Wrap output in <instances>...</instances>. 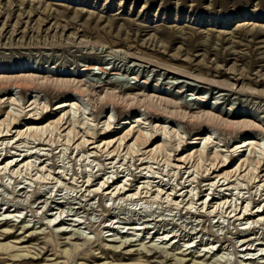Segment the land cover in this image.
I'll return each instance as SVG.
<instances>
[{
    "label": "rangeland",
    "instance_id": "374dc122",
    "mask_svg": "<svg viewBox=\"0 0 264 264\" xmlns=\"http://www.w3.org/2000/svg\"><path fill=\"white\" fill-rule=\"evenodd\" d=\"M22 64L59 68L70 88L0 98L1 120L10 112L19 121L13 131H26L21 125L37 116L52 126L41 140L0 143L2 158L27 154L36 166L0 174V244L9 247L0 250V264H264V222L238 221L247 204L248 213L259 205L264 210V126L246 116L264 120V0H0V67L15 71ZM88 64L122 73L102 75L97 66L80 72ZM170 86L183 94L151 92ZM77 87L88 95L76 98L78 106L56 110ZM148 102L161 110L147 111ZM133 111L142 122L130 141L125 137L134 125L119 124ZM221 112L242 113L234 120L237 130L204 123L208 113ZM187 116L200 118V125ZM69 126L75 140L68 145ZM82 138L112 142L111 149L87 155L78 146ZM248 140L251 146L241 149ZM157 147L156 155L148 154ZM225 161L228 168L214 171ZM252 170L259 176L254 181ZM225 174L231 178L220 181ZM109 178L142 194L137 201L128 197L135 192L109 197L102 187ZM21 188L29 194L19 196ZM250 239L246 252L243 240Z\"/></svg>",
    "mask_w": 264,
    "mask_h": 264
},
{
    "label": "bare ground",
    "instance_id": "6f19581e",
    "mask_svg": "<svg viewBox=\"0 0 264 264\" xmlns=\"http://www.w3.org/2000/svg\"><path fill=\"white\" fill-rule=\"evenodd\" d=\"M113 52V51H112ZM118 51H115L114 53H117ZM118 54V53H117ZM113 56V55H112ZM97 62V61H96ZM29 64V63H28ZM98 67V70L101 72V74L102 75H106V76H111V75H113V76H120V74L122 73H120V71L119 70H112V71H110L109 69H107V68H104L101 64H88V65H85V66H83V69L80 71V72H92V71H94L95 70V67ZM136 65L134 64V67H135ZM116 67V66H115ZM117 68V67H116ZM112 69V68H111ZM121 69V68H120ZM14 70V69H13ZM12 70V68H10V67H0V98H3V97H6L7 95H9V96H11V97H13V93L15 92V91H20V93H24V90H26L27 92H31V93H33L32 91H34V90H45V91H47V90H50V91H54V92H61V91H63V90H67L68 88H70V81H63V80H61V79H59V78H64L66 75H65V73L63 72V71H60L59 70V68H55V70H52V69H49V68H46L45 66L43 67V68H34L33 66H29V65H24V64H22V66L20 67H16V69H15V71H13ZM26 73H37L38 75H47V77H43L42 78V81H41V79H39L38 81H32V80H30V79H28V78H26V76H24ZM49 73H51V74H53V75H51V77L48 75ZM19 74H23V75H19ZM75 75H76V73H72V74H70L69 76L70 77H75ZM4 76H12V77H4ZM13 76H16V77H13ZM123 77V76H122ZM126 77H128L127 75H126ZM109 78V77H108ZM144 78V77H143ZM103 79V78H102ZM134 80H136V81H141L140 80V78L139 77H137V76H135L134 77ZM124 81V80H123ZM135 81V82H136ZM144 84H146V85H150L151 83H150V81L148 80V79H146V78H144ZM9 83H12L11 85V87H9V85H7V84H9ZM118 83H120V84H124V82H122V81H120V80H114V84L116 85V84H118ZM125 84L126 85H130V84H133V83H130V82H125ZM73 85V84H72ZM71 85V86H72ZM158 85V84H157ZM73 87V86H72ZM94 87H95V85H94ZM97 87V86H96ZM161 87V86H160ZM135 88H137L138 90H142V88L143 87H141L140 85H137L136 86V84H135ZM152 88V87H151ZM173 89V86H170V87H168L167 89H165V90H163L162 91V89H152L151 90V92L153 93V94H155V95H160V94H162V95H167V96H171L172 98H177V96H179L180 94H183V91L182 90H180V92L179 93H173V92H171L170 90H172ZM39 90V91H40ZM37 92V91H36ZM61 94V93H60ZM152 94V95H153ZM86 95H88L87 94V92L82 88V87H77V88H75L74 90H73V94H71V96H69L68 98H67V100H65V101H62V102H59L58 103V105H57V109L56 110H66V108H69L70 106H73V105H75V106H78V104H76V98H85L86 97ZM114 96H116V95H114ZM118 97V96H117ZM109 98V97H108ZM121 98V97H120ZM118 99V100H120V101H123V99L124 98H122V100L121 99ZM10 99V98H9ZM113 104V106L115 105L116 107H114V108H118L119 107V101L118 102H116V100L114 99V98H112V96L110 97V99H109ZM114 100H115V102H114ZM125 100V99H124ZM197 100H200V101H204V98H201L200 96H198V98H197ZM109 101V102H110ZM13 102L14 103H16V101L15 100H13ZM75 102V103H74ZM124 102L125 101H123V104H124ZM205 102V101H204ZM73 103V104H72ZM122 103V102H121ZM126 103H128V102H126ZM172 102H170V104H171ZM1 104V103H0ZM111 104V103H110ZM122 104V105H123ZM154 104V103H153ZM173 104H175V103H173ZM172 104V105H173ZM16 105V104H15ZM31 105H33V103L31 104ZM121 105V104H120ZM168 105H169V103H168ZM215 105H218V102L216 101L215 102ZM36 103H35V108H36ZM124 106V105H123ZM155 107V104L154 105H152V103H150L149 104V102H148V104L146 105V110L148 111V109H149V111L150 110H152V109H154V107ZM171 106V105H170ZM80 107V106H79ZM128 107V106H127ZM157 107V106H156ZM155 107V108H156ZM175 107H176V105H175ZM1 108V107H0ZM38 108V107H37ZM120 108V107H119ZM158 109H159V107H157ZM179 108H181V107H179ZM176 109V108H175ZM210 109H213V107H211ZM3 110V109H2ZM155 110H157V109H155ZM159 110H161V109H159ZM34 111V110H33ZM117 111V110H116ZM153 111V110H152ZM157 112H159L158 110H157ZM4 113V112H3ZM37 113V112H36ZM0 114H2V112H0ZM8 114V116L4 119V120H1L2 119V117L3 116H0V143H1V145H6V144H8V145H10L11 143L10 142H13V141H15V140H17V138H19V139H21L22 140V138L23 137H25V136H28V137H31V136H33V137H35L36 139H43V137L47 134V133H49L50 132V129L52 128V126L51 125H44V124H41V119H39V117L37 116V118H33V119H31V121H33L31 124H26V125H21V126H25V127H27V129H26V131H22V129L20 130V129H18V128H16V130H14L13 131V129L14 128H12V126L13 125H18L19 124V121H12V119H11V113L10 112H8L7 113ZM24 114V113H23ZM35 114V113H34ZM128 115L127 116H125V118L122 120V122H120V124L119 125H123V126H127L126 128H128V127H130L131 125H134V126H132V128L129 130V133H128V136L127 137H125V138H127V139H130L131 137H132V135L135 133V130H136V128H138V127H136L135 125L136 124H141V122H142V116H140V115H137V116H134V114H136V112L135 111H133V112H128L127 113ZM151 114V113H150ZM158 114H160V112L158 113ZM209 115V117L208 118H205L206 120H205V124L207 125V126H217V127H220V128H222L223 130H224V132L225 131H228V132H230V130L231 129H233V131H234V129H236L237 130V123H235L234 122V120H236V119H242L243 117H242V113H233V114H229V113H220V115H215V114H210V113H208ZM27 115V114H26ZM176 115V114H175ZM180 115V114H179ZM24 116V115H23ZM22 116V117H23ZM246 116L248 117H251V119L252 120H254V122H259V123H261L262 124V126H264V120H262L261 118H259V117H254V116H252V115H250V114H248V113H246ZM245 116V117H246ZM69 117H70V114H69ZM166 117H170V116H166ZM177 117H179L178 116V113H177ZM182 117V116H181ZM185 117V116H184ZM183 117V118H184ZM13 118H15V117H13ZM17 118V117H16ZM15 118V119H16ZM171 118V117H170ZM190 118V117H189ZM188 118V116H187V120H189L188 122H190L191 124L192 123H195V124H197L198 126L200 125V118L199 119H197V118H194V116H191V118L189 119ZM11 119V120H10ZM18 119H19V117H18ZM60 119V118H59ZM58 119V121H60L59 122V124H58V122H57V124L58 125H61L60 123H62L63 122V119H61V120H59ZM204 119V118H203ZM17 120V119H16ZM21 120V119H20ZM183 120H185V119H183ZM24 121H28V120H24ZM204 121V120H203ZM56 123V122H55ZM70 123L72 124V120L70 119ZM68 124V123H67ZM71 124H70V126H71ZM189 124V123H188ZM194 124V125H195ZM63 125H65L64 123H63ZM72 125H74V123L72 124ZM202 125V124H201ZM20 126V125H19ZM70 126L67 128V129H65V131L64 132H66V131H68L69 129H70ZM54 127V126H53ZM56 127H57V125H56ZM252 127V126H251ZM60 128H61V126H60ZM64 128H66V127H64ZM195 128V127H194ZM197 128V127H196ZM54 129V128H53ZM62 129V128H61ZM121 128H119V129H117L116 131H119ZM240 129V128H239ZM248 129H249V127H248ZM247 129V130H248ZM55 130V129H54ZM222 130V131H223ZM245 130V129H244ZM243 130V131H244ZM232 131V132H233ZM14 132V133H13ZM55 132H57V130L55 131ZM55 132H53V133H55ZM59 132V131H58ZM69 132V131H68ZM238 132V131H237ZM74 133V132H73ZM235 133H236V131H235ZM242 135H244V134H248V131H244V132H240ZM51 134V133H50ZM136 134V133H135ZM138 134V133H137ZM139 135H142V133H140ZM174 135V134H173ZM235 135V134H234ZM239 135V134H238ZM65 140L68 142V145H69V143H73L74 142V140H75V138H74V136H72V133H67L65 136ZM139 137V136H138ZM142 137V136H141ZM34 138V139H35ZM125 138H123L122 140H126ZM134 138V137H133ZM144 138V137H143ZM80 139V138H79ZM83 139V138H82ZM96 139V138H95ZM84 140V139H83ZM132 139H130V141H131ZM137 140H143V139H141L140 137H139V139L137 138ZM136 140V141H137ZM149 140V139H148ZM129 141V142H130ZM140 141H138V142H140ZM143 141H145L146 142V140H143ZM143 141H141V142H143ZM203 141H205V143L206 144H210V142H211V138L209 137L208 139H204ZM8 142V143H7ZM75 142H77V141H75ZM144 142V143H145ZM148 142V141H147ZM143 143V144H144ZM88 144H90L89 146H88V148H87V145ZM111 144H112V142L111 143H105L104 142V145L102 144V145H100V144H98V142H93L92 141V143L91 142H89V141H86V140H84L81 144H79L78 146H80V145H84L85 146V148L86 149H88L87 151H86V153H87V155H93L94 153H96V152H98L100 149H104V148H107V149H111L110 148V146H111ZM136 144H137V142H136ZM142 144V145H143ZM148 143H146V145H147ZM74 145V144H73ZM145 145V144H144ZM143 145V146H144ZM242 146L240 147L241 149L242 148H246V147H248V146H251V143H250V140H248V141H244V144H241ZM83 146V147H84ZM92 147L91 149H89V147ZM136 145L135 144H133V145H129L128 147H129V149L131 150V151H134V147H135ZM148 146V145H147ZM209 146V145H208ZM212 146V145H211ZM257 146V145H256ZM160 147H162V146H160ZM160 147H157L155 150H153V151H149L148 152V154L149 153H152L153 154V156L154 155H156L157 153H158V150H159V148ZM84 149V148H83ZM85 149V150H86ZM92 150H94L95 152H91ZM177 151V150H176ZM110 152V151H109ZM117 152V151H116ZM136 152V151H135ZM106 153H108V152H106ZM113 154L114 153V151L113 152H110V154ZM137 153V152H136ZM146 153V152H145ZM144 153V154H145ZM174 153V152H173ZM14 153H10V154H6V156L4 157V158H2V156H0V174L2 173V171H4V170H8V169H10V170H12L13 171V173L14 174H17L18 175V173H15V171H16V169H19L20 167L22 168L21 170L23 171V169H26V171H28V170H34V168L36 167L35 166V164L34 163H32L31 161H30V158H28V156H27V154L26 155H13ZM105 154V153H104ZM130 154H132L131 152H130ZM146 155V154H145ZM218 155V154H217ZM141 156V155H140ZM218 158H220L221 156L220 155H218L217 156ZM2 158V159H1ZM188 158V157H187ZM187 158H186V160H187ZM222 158V157H221ZM183 158H181L180 160L178 159V161L180 162V163H183V162H185L184 160H182ZM209 159V158H208ZM253 159V158H252ZM113 160H114V158H113ZM222 160H224L223 158H222ZM188 161V160H187ZM217 161V160H216ZM255 161V160H254ZM195 163V162H194ZM227 163V161H225L224 162V164L221 166V167H219V168H214V171H216L217 172V170L218 169H224V168H228L229 166L226 164ZM203 164V163H202ZM256 164H258V163H256ZM252 165V164H251ZM216 166V165H215ZM191 169V168H190ZM189 170V169H188ZM22 171L20 172L21 174H22ZM237 171V172H236ZM234 173H238V171H241V168L240 169H237ZM208 172V171H207ZM218 172H220V171H218ZM19 173V174H20ZM241 175V174H240ZM249 175H251V179L254 181V180H256L257 178H259V176H257L256 175V173H255V170H252V171H249V173H248V176ZM219 177H220V175L219 176H217V177H215V179L214 180H216V179H219ZM231 178V175L230 174H225L221 179H220V181L221 180H229ZM44 179V178H43ZM251 179L249 180L250 182H251ZM41 180V179H40ZM112 180V181H111ZM114 181V182H113ZM220 181H219V183H220ZM89 182H90V180H89ZM126 182V181H125ZM262 182V180L261 181H259L258 183H261ZM124 183V182H123ZM122 183V179H117V180H113V179H108V181H106V183H105V185L104 186H102L103 188H104V191H106L107 192V195L109 196V197H112V195L115 197L116 195H118V198L119 197H124L123 199H125V196L126 195H128V194H130V193H132V192H135V194H133V195H128V197H131V201H132V199L134 200V201H137V196L139 195V194H142L141 192H140V190H141V188L140 189H136V190H131V189H128L127 187V185L124 183L123 184ZM262 183H264V182H262ZM45 184H49V183H45ZM44 185V184H43ZM131 186V185H130ZM101 187V188H102ZM259 187H260V185H259ZM148 189V187H143V190H146V191H148L147 190ZM28 190V189H27ZM97 191V193L98 192H100L101 190H96ZM150 191V190H149ZM29 192L30 191H26L24 188L22 189L21 188V190L18 192V194H19V196H23V195H28L29 194ZM145 192V191H144ZM147 193V192H146ZM158 193V192H157ZM46 195H48V194H46ZM160 195V194H159ZM163 195V194H162ZM185 196V195H184ZM29 197V196H28ZM46 196L44 195V194H42V196H40V198L37 200L38 202H40V203H45V202H43L42 201V199L43 198H45ZM107 197V196H106ZM157 198H159V196H157ZM216 198V197H215ZM121 199V198H120ZM48 200V199H47ZM51 200V199H50ZM53 200V199H52ZM193 201H194V199H192ZM202 199H200L199 201H201ZM36 201V200H35ZM260 201V200H259ZM37 202V203H38ZM49 202V201H48ZM213 202V201H212ZM236 203V202H235ZM211 204V203H210ZM37 205V204H36ZM39 205V204H38ZM44 205H46V204H44ZM178 205V204H177ZM203 206H206L207 205V201L206 202H204L203 204H202ZM224 205V204H223ZM226 205V204H225ZM248 205L249 204H247V206L246 207H244L245 209V214H244V218L242 219V218H239L238 219V221H240V222H242V221H247V222H249L250 220H252L253 219V222H252V224L256 221H254V219H256V218H259V220L257 221V222H264V210H262V206H260L259 205V207L257 208V210L255 211V212H252V211H250V213H248L249 212V209H248ZM169 206V205H168ZM225 207V206H224ZM231 207V206H230ZM238 207V206H237ZM236 208V207H235ZM8 210H10V209H7V211ZM175 210V209H174ZM141 211H142V209H141ZM144 211V210H143ZM234 212V211H233ZM150 214V217H154L153 215L154 214H156V213H154V212H151V211H149V210H145L144 212H143V214ZM62 214V213H61ZM60 214V215H61ZM55 215H57V214H55ZM240 215V214H239ZM211 216V215H210ZM52 217V216H51ZM205 217V216H204ZM235 217H237V216H234V217H231V218H235ZM158 218V217H157ZM210 218V217H209ZM230 218V219H231ZM6 221H5V226H9V223L11 222L9 219L7 220V219H5ZM149 221V220H148ZM0 222H1V220H0ZM3 225V226H4ZM63 225V224H62ZM145 230V229H144ZM8 231V229L6 228L5 229V233H8L7 232ZM27 231V230H26ZM25 233H29L28 231L27 232H25ZM75 235V234H74ZM256 235V234H255ZM256 237V236H255ZM254 237V238H255ZM264 239V238H263ZM255 241H259L260 242V240H261V237L260 236H257V238L256 239H254ZM243 242L245 243L244 244V246L246 247L247 246V244H249V243H251L252 242V240L250 239V240H248V241H246V240H243ZM258 242V243H259ZM125 244V243H124ZM250 245V244H249ZM255 245V244H254ZM263 245V244H262ZM243 246V245H242ZM260 246V245H259ZM9 249V247H4V246H2L1 244H0V250H8ZM247 251H252V248H248V246H247V248H246V252ZM68 252V251H67ZM12 256V255H11ZM10 256V257H11ZM17 256V255H16ZM22 256H24V255H22ZM21 256V257H22ZM18 257V256H17ZM20 257V256H19ZM11 258H16V257H11ZM105 264H107V263H105ZM122 264V263H121Z\"/></svg>",
    "mask_w": 264,
    "mask_h": 264
}]
</instances>
